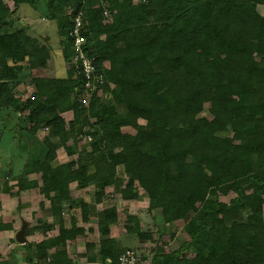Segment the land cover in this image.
<instances>
[{"label": "trees", "instance_id": "trees-1", "mask_svg": "<svg viewBox=\"0 0 264 264\" xmlns=\"http://www.w3.org/2000/svg\"><path fill=\"white\" fill-rule=\"evenodd\" d=\"M12 2L0 0V110L19 115L29 137L47 136L42 157H27L0 194L38 189L55 219L43 228L58 230L24 246L26 264H75L69 248L93 221L99 241L77 255L88 264H119L148 243L150 264H264V0ZM25 6L55 24L65 76H31L23 99L27 74L52 59L47 37L32 39L20 15L14 25ZM79 12L86 54L105 77L87 107L69 37ZM61 149L69 161L54 166ZM111 187L127 203L144 193L157 240L127 205L97 209ZM166 226L184 238H166Z\"/></svg>", "mask_w": 264, "mask_h": 264}, {"label": "rangeland", "instance_id": "rangeland-1", "mask_svg": "<svg viewBox=\"0 0 264 264\" xmlns=\"http://www.w3.org/2000/svg\"><path fill=\"white\" fill-rule=\"evenodd\" d=\"M4 2L11 9H14L13 2L11 0H4ZM258 10L264 16V7H259ZM26 11L32 12L36 16V18L32 17V19H35V21H37V19L39 20L40 16L43 15L42 10H39V9L37 10V9H34L32 7H29V6L22 7L19 9L18 13L14 16L15 18L12 20L16 27L18 25L17 24L18 18H19L18 15L25 13ZM20 19H22V18H20ZM23 21H27V20H25L23 18ZM48 21L49 20L45 17L41 18V21L39 23V25L41 24L40 26H32V24H30L28 21L26 22L29 31L31 33L33 32L34 35L37 34V35H35L34 38H32V36H30V37L32 39H36V41L40 45H43L44 42L42 39L43 37L39 36V35H41L43 33H47V31H45V29L42 30L43 28H48L50 35H54L55 24L53 22H48ZM33 27L36 28L35 31L30 30V29H34ZM42 31H44V32H42ZM49 44L51 45L50 42H49ZM60 63H63L62 59H60ZM64 72H65V70H64ZM25 91H26L25 93H27V95H28L29 92H32V89L30 91L25 89ZM120 110H122V107H120ZM18 117H19V115L14 114L10 110H0V180H5L8 183V185H10V186L14 185V183L16 181L15 178L21 174V172L23 170V165H24L27 157H29L33 154H37V156L39 155L38 158L42 157V154L40 153L41 145L37 143V140H38V142L42 141V139H45V137L47 136V134H46V136H43V131H40L38 133V135L41 137V139L29 137L27 135V133L24 132V130H23L24 124H21V121L19 120ZM67 117H68L67 119H69V116H67ZM89 141L90 140L87 139V142H89ZM84 146H86V145H84ZM66 161H69V158L67 157V154L65 153L64 149L59 150L58 151V159L56 160L55 164L59 165L62 163H66ZM32 177L34 178V176H32ZM16 191H17V189H14L12 193H16ZM37 192L38 191L34 192L35 195H37ZM89 193H90V191H89ZM76 195L78 197L81 196V194L77 193V192H76L75 196ZM107 195L109 196V198H107L108 197L107 196L105 199V203L103 205L97 206L98 210L101 211L104 209V207L105 208H109V207H113V206L122 207L123 205H127V207H128L127 210L129 212V214L134 215V216H138L141 219L142 224L146 229L153 230L154 239L155 240L158 239V234H157L156 229L154 227L155 226L154 221H152L151 216H149V214L147 213L148 202H147V199H146L144 193H141L140 196L135 201H133L131 203L123 202L121 200L120 195L115 193L113 187L107 189ZM8 197L9 196L7 195V197H6L7 200H9ZM15 198H17V197H15ZM224 199H225V201L229 200L228 198H224ZM87 200L90 204L94 205V202H95L94 197H92L90 194H89ZM23 204H24V202H23ZM65 213H67L66 217H68L69 215L72 214V212L70 213L69 211H66ZM47 214L48 215H46V216H48V217L43 216L40 219L42 220L43 223L46 222V223H44V225H52L54 223L53 221H52L53 223H51V224L47 223V220L49 219V215H50L49 211ZM27 216L29 218L30 213H27L26 217ZM33 217H34V220L37 221V219H35L36 217L35 216H33ZM29 219H31V218H29ZM51 219L55 221L54 218H51ZM77 219H80L79 215H78ZM96 223H97L96 221H93L90 224L92 226H90V225L88 226V227H92L95 232L93 234L88 235V237H86L85 239L79 240V242H80L79 247L77 245L74 249L69 248V251L72 253V254H70V256L73 257V259L76 262H78L79 264H88V262H86L85 258H81V256H77L80 253L85 252V243H87V242L98 243V241H99ZM165 228H166V231H165V234H166L165 237L166 238L169 236V234L171 232L176 231L175 228L171 229L169 226H166ZM176 232H177L178 239L182 240L184 238L182 232H180L179 230H177ZM177 242H179V241H177ZM153 248H154V245H151L150 243H148V244H145L144 246H142L141 250H137L135 252L138 253V255L140 257L143 255H152ZM24 254L27 255V252Z\"/></svg>", "mask_w": 264, "mask_h": 264}, {"label": "crops", "instance_id": "crops-1", "mask_svg": "<svg viewBox=\"0 0 264 264\" xmlns=\"http://www.w3.org/2000/svg\"><path fill=\"white\" fill-rule=\"evenodd\" d=\"M20 18H22L20 20V24L26 27L27 32L29 31L27 23H26L27 21L30 24H32V26L41 25V24L39 25L41 19L39 20L37 19V21H35V19L30 18L29 15L26 14V12L20 14ZM23 18L27 21H23ZM33 28L34 29H30V30L35 31L36 28L35 27ZM44 29L45 31H47V33H43L39 36L47 37L49 39V42L52 45V53H51L52 59L49 65L47 66V68L43 70L32 71L27 74L28 80L24 84L20 85L18 88V91L21 94V95L19 94V96L23 99H26L27 97L30 98L35 91V88L31 86L29 83V81L31 80V76H35L38 74L39 75H49L50 77H54V78H62L65 76L64 64L60 63V59H62V57H61V51L58 48L59 41L57 39L55 30H54V35H50L48 28H43L42 30ZM27 34L29 36H32V38H34L35 35H37V34L34 35L33 32L31 33L30 31ZM25 89L29 91L32 89V92H29V94L27 95V93H25L26 92ZM67 116H69V119H67L68 118ZM63 118L66 120L67 123H69L70 121L73 120V114L71 112L65 113L63 115ZM41 131H43V136H46L47 131L46 130H41ZM35 138L41 139V137L38 134L36 135ZM42 141H44V139H42ZM42 141L38 142L37 140V143L41 145ZM54 166H58V165L54 163ZM34 179L35 177L33 178L32 176H30L27 181L29 182ZM3 182L4 180H0V185H2ZM35 191H38L37 195H35L34 193ZM7 195L9 196L8 197L9 200H7L6 198ZM76 197L78 196L76 195ZM42 205H43V208L41 209ZM48 211L50 215H49V219L47 220V223L51 224L55 221L51 219L53 217L51 215L50 204L44 201L38 189L27 190V191L22 192L19 195L15 193H12V194L1 193L0 194V225H3V228H0V264H26L27 255H25L24 253H26L27 251L24 247L25 245L27 244L36 245L42 242L43 240H45L46 238L55 237L58 234L57 229L46 231V229L43 228V226H45L44 223L46 222L43 223L40 218H42L43 216L48 217L46 216L48 215L47 214ZM27 213H30L29 218L31 219H29L28 216L26 217ZM33 216L36 217L35 219H37V221L34 220ZM24 227L26 228V232H25L26 244L20 245L16 242V235ZM79 244L80 242L78 241L77 243L78 247H79ZM83 253L84 252L80 253L79 255H82ZM70 258L73 260L75 264H79L73 259V257L70 256Z\"/></svg>", "mask_w": 264, "mask_h": 264}, {"label": "built area", "instance_id": "built-area-1", "mask_svg": "<svg viewBox=\"0 0 264 264\" xmlns=\"http://www.w3.org/2000/svg\"><path fill=\"white\" fill-rule=\"evenodd\" d=\"M12 1V0H11ZM148 0H139L141 3H147ZM104 16L109 18L107 5L104 3ZM83 14L79 12L73 19V27L69 34L74 50L73 63L77 74L84 80L83 100L81 104L87 107L90 103L94 89L105 85V77L99 74L94 66V60L89 58L85 51V38L82 32ZM88 140H91L88 138ZM149 255H147L148 257ZM119 264H150V259L142 261L141 257L135 251L127 250L119 258Z\"/></svg>", "mask_w": 264, "mask_h": 264}, {"label": "water", "instance_id": "water-1", "mask_svg": "<svg viewBox=\"0 0 264 264\" xmlns=\"http://www.w3.org/2000/svg\"><path fill=\"white\" fill-rule=\"evenodd\" d=\"M25 232L26 228H22L21 231H19L16 235V242L20 245H25L26 244V239H25Z\"/></svg>", "mask_w": 264, "mask_h": 264}]
</instances>
